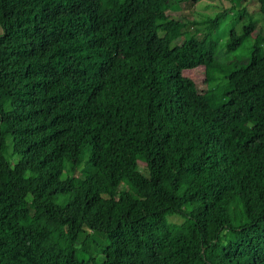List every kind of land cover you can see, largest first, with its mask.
Instances as JSON below:
<instances>
[{
	"label": "trees",
	"instance_id": "obj_1",
	"mask_svg": "<svg viewBox=\"0 0 264 264\" xmlns=\"http://www.w3.org/2000/svg\"><path fill=\"white\" fill-rule=\"evenodd\" d=\"M227 1L194 80L165 0H0V264H264V32Z\"/></svg>",
	"mask_w": 264,
	"mask_h": 264
},
{
	"label": "rangeland",
	"instance_id": "obj_2",
	"mask_svg": "<svg viewBox=\"0 0 264 264\" xmlns=\"http://www.w3.org/2000/svg\"><path fill=\"white\" fill-rule=\"evenodd\" d=\"M163 1V0H161ZM169 6L168 17L181 21L184 28L191 31L194 37L201 42V51L195 60V63L191 69L183 72L184 75L194 80H201L202 66L208 58H214L222 60L224 51L221 46V42L227 36L229 30L239 31V26L242 20L234 18L235 10L228 11L224 18L219 22V25L215 31V43H211L205 38V29L199 24L200 19L204 16H211L213 12L228 7L227 0H197L195 3L189 1H174L165 0ZM239 7L245 9V11L251 14L254 18V30L255 32H264V19L257 15V4L255 0H242ZM161 23V20L152 19L151 25L156 26ZM247 44V43H246ZM245 44V46H246ZM166 221L179 223L181 219L178 216H167Z\"/></svg>",
	"mask_w": 264,
	"mask_h": 264
}]
</instances>
